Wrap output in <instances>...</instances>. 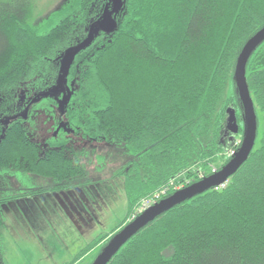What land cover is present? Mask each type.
Returning a JSON list of instances; mask_svg holds the SVG:
<instances>
[{
  "label": "trees",
  "instance_id": "trees-1",
  "mask_svg": "<svg viewBox=\"0 0 264 264\" xmlns=\"http://www.w3.org/2000/svg\"><path fill=\"white\" fill-rule=\"evenodd\" d=\"M118 1L69 0L34 20L35 0H0V36L7 38L0 113L14 114L6 106L23 112L0 119V186L5 171L53 180L57 190L87 176L73 138L59 134L61 143L53 135L44 151L30 137L21 118L43 103L81 142L136 155L121 173L128 218L144 200L164 192L168 198L217 173L238 150L242 131H226L228 110L240 105L235 64L264 27V0ZM108 14L115 30L95 27L93 43L70 59L67 52L86 44L90 27ZM261 46L247 83L263 133L248 161L223 187L156 219L109 264H264V68L254 65ZM16 198L0 200V226L2 206ZM125 226L97 237L82 256L101 251Z\"/></svg>",
  "mask_w": 264,
  "mask_h": 264
},
{
  "label": "rangeland",
  "instance_id": "rangeland-1",
  "mask_svg": "<svg viewBox=\"0 0 264 264\" xmlns=\"http://www.w3.org/2000/svg\"><path fill=\"white\" fill-rule=\"evenodd\" d=\"M35 1L34 20L58 10L69 0ZM104 25L109 30L113 22L105 17ZM254 62L256 67L264 68V44ZM52 98L58 103H65L58 95H53ZM46 105L47 108L52 106ZM6 107L4 109L14 111V114L0 113V119H10L22 112L19 107ZM42 109L34 111V116L21 120L29 127L32 140L44 151L54 142L52 135L56 140L60 138L59 134L77 140L75 136H71L59 114L51 117L49 113H41ZM257 117L259 129L256 145L263 133L260 112ZM241 139L238 136L234 141L236 149L240 147ZM77 148L80 150L79 159L87 167L88 174L85 178H77L74 185L66 189L58 191L55 181L36 175L19 171L4 172L5 181L4 186H0V200L45 188L50 191L39 193L35 197H22L3 205L4 221L0 226V255L3 264H92L99 255L101 246L82 256L84 250L100 235L111 236L115 230L129 224L138 215L141 206L129 218L127 216L125 181L121 175L126 163L134 160L136 155L129 153L124 147L108 143L78 142ZM232 151L236 152L234 148L230 153Z\"/></svg>",
  "mask_w": 264,
  "mask_h": 264
},
{
  "label": "water",
  "instance_id": "water-1",
  "mask_svg": "<svg viewBox=\"0 0 264 264\" xmlns=\"http://www.w3.org/2000/svg\"><path fill=\"white\" fill-rule=\"evenodd\" d=\"M116 2L119 4L118 0H111L112 7L118 6V4L114 5ZM109 17L110 14L106 15V18L111 20ZM95 27H98L99 30H104L107 33H111L115 30L113 25L109 30L105 28L104 22L103 24L98 23L92 25L90 39L88 42L80 48L71 49L67 52L70 59L72 57V53L82 50L93 43L95 39V35L93 33ZM263 43L264 27L246 42L236 60L234 83L240 103V111L242 113L244 126L240 147L236 151L235 155L231 157L229 163L212 176L207 177L191 186L178 190L173 195L162 199L160 202L140 214L110 239L92 264H109L114 256H116L132 238H134L148 225L153 223L156 219L173 210L177 206L196 198L197 196L203 195L213 189L223 187L248 161L256 146L259 126L255 104L247 83V68L253 54ZM66 65L67 64H65L62 68L63 73H65ZM64 78L65 77L61 78L60 83L64 81ZM226 131L233 135H238L240 132L237 111L234 108L228 110Z\"/></svg>",
  "mask_w": 264,
  "mask_h": 264
},
{
  "label": "flooded vegetation",
  "instance_id": "flooded-vegetation-1",
  "mask_svg": "<svg viewBox=\"0 0 264 264\" xmlns=\"http://www.w3.org/2000/svg\"><path fill=\"white\" fill-rule=\"evenodd\" d=\"M44 107V104H42V108ZM38 108V107H37ZM40 108V107H39ZM29 109H31V107L29 108ZM235 109V108H234ZM37 110V109H36ZM54 110H57L56 108H54ZM49 112H50V110H48ZM237 111V119H238V124H239V127H240V130L242 131V135H243V126H244V124H243V120H242V113H241V111H240V105H239V108H238V110H236ZM49 112H47L46 110H43L42 109V111H41V113H43V114H47V113H49ZM46 119H48L47 117H46ZM56 123H57V121H55ZM239 134H240V132H239ZM53 136V135H52ZM242 138V137H241ZM74 141H75V146H76V148H77V143L78 142H81L80 140L79 141H77L76 139H73ZM58 141L59 142H63V139L60 137L59 139H58ZM77 150H78V152L80 151L78 148H77ZM47 189L48 188H45V189H40L39 191L41 192L40 194H42V193H44V192H48L47 191ZM39 191H36V190H34V191H29V192H25V193H23V194H20V195H17V196H15V197H17L16 199H19V198H22V197H19V196H25L24 194H31V196H28V197H35V196H37L39 193H37V194H35L34 196H33V193H35V192H39ZM59 191V190H58ZM26 197V196H25ZM24 197V198H25ZM15 199V200H16ZM13 201V200H12ZM10 202V201H9ZM7 204V203H6ZM3 207V206H2ZM1 213H2V209H1ZM3 216H1V219H3L2 218ZM3 221H4V219H3Z\"/></svg>",
  "mask_w": 264,
  "mask_h": 264
},
{
  "label": "built area",
  "instance_id": "built-area-1",
  "mask_svg": "<svg viewBox=\"0 0 264 264\" xmlns=\"http://www.w3.org/2000/svg\"><path fill=\"white\" fill-rule=\"evenodd\" d=\"M235 153H236L235 151H232L230 153V155L231 156L232 155L234 156ZM165 193L166 192L161 193V194H156V195L148 198L147 200H144L142 202V204H141V208L139 209L138 215L136 217H134V219L137 218L140 215V213L142 214L143 212H145L146 210H148L149 208H151L152 206H154L155 204H157L158 202H160L162 200V196L165 195Z\"/></svg>",
  "mask_w": 264,
  "mask_h": 264
},
{
  "label": "snow or ice",
  "instance_id": "snow-or-ice-1",
  "mask_svg": "<svg viewBox=\"0 0 264 264\" xmlns=\"http://www.w3.org/2000/svg\"><path fill=\"white\" fill-rule=\"evenodd\" d=\"M7 45V38L0 36V50H2Z\"/></svg>",
  "mask_w": 264,
  "mask_h": 264
}]
</instances>
